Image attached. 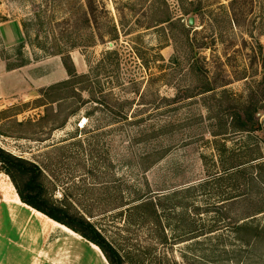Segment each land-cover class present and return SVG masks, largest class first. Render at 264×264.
<instances>
[{"label": "rangeland", "instance_id": "obj_1", "mask_svg": "<svg viewBox=\"0 0 264 264\" xmlns=\"http://www.w3.org/2000/svg\"><path fill=\"white\" fill-rule=\"evenodd\" d=\"M94 4L0 0V146L123 264H264V0ZM25 205L0 168V264H108Z\"/></svg>", "mask_w": 264, "mask_h": 264}, {"label": "trees", "instance_id": "obj_2", "mask_svg": "<svg viewBox=\"0 0 264 264\" xmlns=\"http://www.w3.org/2000/svg\"><path fill=\"white\" fill-rule=\"evenodd\" d=\"M86 12L93 14L96 4L94 0H86ZM168 18L160 20L165 21ZM54 53H60L68 55L69 50L66 49H54ZM65 59V58H64ZM264 71V63L263 69ZM68 72L71 71L68 67ZM71 80L69 78L57 81L49 85L50 88H57L60 85L68 84ZM211 89V87L204 88L202 91ZM255 111L253 109H247L245 112L236 114L240 117L239 128L244 130L255 129L259 126V122L253 118ZM255 115V114H254ZM0 168L3 169L11 178L16 191L22 201L36 208V210L45 213L49 217L53 218L56 222L67 225L68 228L77 231L84 238L96 244L106 257L108 264H123V257L116 247V245L101 231L90 218H87L80 212L70 210L62 202H54L47 194L43 181V174L41 166L35 161L14 154L2 146H0ZM24 176V181L20 186L17 182V175ZM150 204L152 206L153 213L156 215L157 208L151 199L140 200L134 207Z\"/></svg>", "mask_w": 264, "mask_h": 264}, {"label": "crops", "instance_id": "obj_3", "mask_svg": "<svg viewBox=\"0 0 264 264\" xmlns=\"http://www.w3.org/2000/svg\"><path fill=\"white\" fill-rule=\"evenodd\" d=\"M21 202V201H20ZM25 206H27L28 208H31L32 206H30V205H28L27 203H26V205ZM34 208V207H33ZM35 209V211H37V212H40V211H38V210H36V208H34ZM53 221H55V220H53ZM56 222V221H55ZM58 225H60V226H62L63 228H68L67 226H65V225H63V224H61V223H58V222H56ZM6 228L7 229H9L10 231H11V227L10 228H8L7 226H6ZM4 233V232H3ZM11 233L12 232H7V231H5V233L4 234H7V236L10 238V237H12L11 236ZM19 235V234H18ZM17 235V236H18ZM16 236V237H17ZM28 264H31V262H28Z\"/></svg>", "mask_w": 264, "mask_h": 264}, {"label": "water", "instance_id": "obj_4", "mask_svg": "<svg viewBox=\"0 0 264 264\" xmlns=\"http://www.w3.org/2000/svg\"><path fill=\"white\" fill-rule=\"evenodd\" d=\"M188 23L189 24H192L193 23V16L192 15L188 17Z\"/></svg>", "mask_w": 264, "mask_h": 264}]
</instances>
